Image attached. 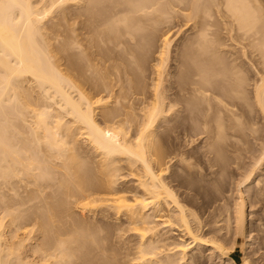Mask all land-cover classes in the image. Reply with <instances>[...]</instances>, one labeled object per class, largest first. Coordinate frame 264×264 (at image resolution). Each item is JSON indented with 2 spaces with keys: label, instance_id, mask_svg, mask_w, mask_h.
Instances as JSON below:
<instances>
[{
  "label": "bare ground",
  "instance_id": "6f19581e",
  "mask_svg": "<svg viewBox=\"0 0 264 264\" xmlns=\"http://www.w3.org/2000/svg\"><path fill=\"white\" fill-rule=\"evenodd\" d=\"M182 18L195 23L173 85L165 66ZM229 39L240 57H256L254 100ZM151 48L152 82L133 83ZM225 96L264 117V0H0V264H197L195 249L253 264L234 255L254 237L241 187L263 172L264 147L227 225L215 226L174 188L171 164L192 153L162 146L182 128L226 160L222 112L237 114ZM78 220L98 231L84 224L83 234Z\"/></svg>",
  "mask_w": 264,
  "mask_h": 264
},
{
  "label": "rangeland",
  "instance_id": "374dc122",
  "mask_svg": "<svg viewBox=\"0 0 264 264\" xmlns=\"http://www.w3.org/2000/svg\"><path fill=\"white\" fill-rule=\"evenodd\" d=\"M194 23V19L185 20L184 18H182L177 19L174 26H172V34L170 35L171 55L166 62L165 70L166 72L174 73L173 76L175 77H173L171 82L173 83V85H175V78L180 71L178 68L179 62L182 61L183 54L190 47L189 39L193 34L192 28L194 26ZM226 42L228 44L227 55L230 56L231 54H234V56H238V63H240V67L247 72V76L250 80L248 90H250L249 97H251L249 99L254 100V88L256 86L255 84H257L258 82L256 81L258 78L256 77L255 69H253L250 64L252 61L256 64V57L250 56L248 59H243L242 57H240L241 54L239 51H237L238 49H235L234 46L231 45L230 39ZM110 46L113 47V44H110ZM129 46L127 47L128 51L133 49L132 45L130 47ZM151 49L152 51L149 52L148 55H145L147 49L144 51L143 55L146 56L145 62L142 64V68L140 70L135 71V75L134 77H132L133 83L136 82L141 85L145 80L147 81V83L152 82L149 66L153 64L155 53L154 51L156 49ZM140 56H142V54H137L138 58ZM142 70H144V73H142ZM224 99L225 103L230 105V107H232L237 114V117L230 118L227 112H222V116L227 127V134L231 138V141H228V144H226L225 146L228 156L226 160L218 161L215 158L214 154L211 153L208 148H202L203 139H201V137L199 138L200 135H196L195 131H192V133L188 137H184V135L182 134V128H177V130H169L166 132L167 134L165 133L163 135L162 145L166 153L172 154L173 156L174 153L180 152L192 153L193 158L186 164L180 163L177 160L173 164H171V171L174 175L173 178L175 180L173 182L174 188L181 196V198L187 201L189 207L195 210L197 214L199 213L198 216L204 222L210 223L212 225L214 224L215 226L227 225V216L233 213V207L240 199V197L238 198L239 183L241 180H243L245 175L249 173L250 168L252 169L251 166H253V160H255L258 155H260L259 153L262 152V148L264 147V117L262 116L258 108H256V106L254 105L252 112H250L247 108V104L237 96H225ZM253 102L254 101H251L252 104ZM177 108V110L182 109L183 104L179 103ZM218 109L219 108L212 111L208 117V121L210 123L208 135L210 136L214 133V116ZM182 115L183 114L181 113L180 118L183 117ZM179 120L175 123L176 126H179V123L182 122V120ZM254 129L258 131H255ZM204 135L205 137H207L206 134ZM259 149H261V151ZM257 177H261L263 183H260L259 188L256 186L257 182H255V179ZM128 184L129 186L133 185L132 182H129ZM128 184L126 183L127 186L124 184L123 189L133 188L129 187ZM241 189L244 191V198L248 200H246V202L249 203H247L248 206H250L251 202L253 205L252 210L251 207L248 206L247 210L250 216L248 217L249 230L252 231V237L253 235L254 237L252 238V241L248 242L249 245L248 247H246L247 250L245 251V253H241L240 249H237L238 253L236 252L234 257L240 260L241 257L245 256L249 258L253 262V264H264V170L263 172L257 171L255 173V176H253V180L251 179V182L249 181V183L246 186H243V188L241 187ZM258 191L261 192L258 193L257 198L254 201L253 196L257 194ZM72 193L74 192L72 191ZM91 210V213L86 210L87 212L85 211V213L80 214L81 216L79 215L82 220H85L86 218L87 221L93 218L95 211V213L98 212L97 209L95 210L94 208H92ZM250 212L252 215L250 214ZM90 214H93L92 217ZM81 218L79 220H81ZM79 220L78 224H80V222L82 221ZM86 221H83V223L81 222L82 226L78 225L79 228L83 227L85 224L83 228L86 232H88L89 230V232L92 231V233H94V231H98V228L94 229V226H97H93L89 222L91 220H89L88 222ZM88 223L91 224L92 227L89 225V228ZM77 228L76 231L79 230L81 233L82 228ZM111 230H114V228H112ZM79 231L77 232V234H80ZM85 231L84 233H82L87 234L85 233ZM226 245L228 247H231L232 241L228 240L226 242ZM197 252L198 250L196 249L193 251V253H196V256L201 258V260H199L197 264L223 263V261L219 258L210 259L209 255L207 254L208 251H206V249H202L198 253ZM187 263L191 264V261L189 260V262Z\"/></svg>",
  "mask_w": 264,
  "mask_h": 264
}]
</instances>
